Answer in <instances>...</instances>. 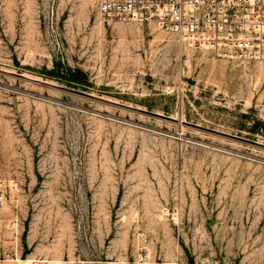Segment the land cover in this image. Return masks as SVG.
Instances as JSON below:
<instances>
[{"label":"rangeland","instance_id":"rangeland-1","mask_svg":"<svg viewBox=\"0 0 264 264\" xmlns=\"http://www.w3.org/2000/svg\"><path fill=\"white\" fill-rule=\"evenodd\" d=\"M96 8L0 0V264H264V61Z\"/></svg>","mask_w":264,"mask_h":264},{"label":"built area","instance_id":"built-area-1","mask_svg":"<svg viewBox=\"0 0 264 264\" xmlns=\"http://www.w3.org/2000/svg\"><path fill=\"white\" fill-rule=\"evenodd\" d=\"M102 23H153L191 53L264 61V0H97Z\"/></svg>","mask_w":264,"mask_h":264},{"label":"bare ground","instance_id":"bare-ground-1","mask_svg":"<svg viewBox=\"0 0 264 264\" xmlns=\"http://www.w3.org/2000/svg\"><path fill=\"white\" fill-rule=\"evenodd\" d=\"M186 65H188V61L185 62ZM19 261V260H18ZM32 261V260H31ZM31 261H25L24 264H33Z\"/></svg>","mask_w":264,"mask_h":264}]
</instances>
